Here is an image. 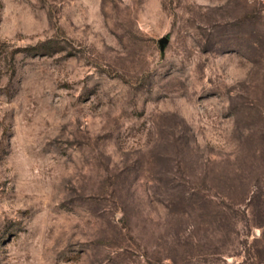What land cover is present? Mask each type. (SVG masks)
Wrapping results in <instances>:
<instances>
[{
	"label": "rangeland",
	"instance_id": "obj_1",
	"mask_svg": "<svg viewBox=\"0 0 264 264\" xmlns=\"http://www.w3.org/2000/svg\"><path fill=\"white\" fill-rule=\"evenodd\" d=\"M0 264H264V0H0Z\"/></svg>",
	"mask_w": 264,
	"mask_h": 264
},
{
	"label": "water",
	"instance_id": "obj_2",
	"mask_svg": "<svg viewBox=\"0 0 264 264\" xmlns=\"http://www.w3.org/2000/svg\"><path fill=\"white\" fill-rule=\"evenodd\" d=\"M164 42V41H163Z\"/></svg>",
	"mask_w": 264,
	"mask_h": 264
}]
</instances>
